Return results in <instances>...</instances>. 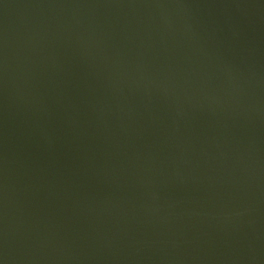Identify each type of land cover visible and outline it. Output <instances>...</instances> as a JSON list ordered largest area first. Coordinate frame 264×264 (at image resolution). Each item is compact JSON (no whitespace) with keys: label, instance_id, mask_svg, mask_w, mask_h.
Listing matches in <instances>:
<instances>
[{"label":"water","instance_id":"water-1","mask_svg":"<svg viewBox=\"0 0 264 264\" xmlns=\"http://www.w3.org/2000/svg\"><path fill=\"white\" fill-rule=\"evenodd\" d=\"M0 264H264V0H0Z\"/></svg>","mask_w":264,"mask_h":264}]
</instances>
